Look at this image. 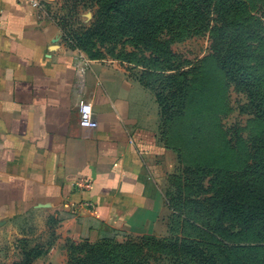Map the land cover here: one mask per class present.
<instances>
[{"label":"crops","instance_id":"obj_1","mask_svg":"<svg viewBox=\"0 0 264 264\" xmlns=\"http://www.w3.org/2000/svg\"><path fill=\"white\" fill-rule=\"evenodd\" d=\"M82 100L96 127L79 124ZM162 127L141 70L71 47L28 0H0V251L67 264L72 243L166 235L181 163Z\"/></svg>","mask_w":264,"mask_h":264},{"label":"rangeland","instance_id":"obj_2","mask_svg":"<svg viewBox=\"0 0 264 264\" xmlns=\"http://www.w3.org/2000/svg\"><path fill=\"white\" fill-rule=\"evenodd\" d=\"M42 1L71 47L125 58L159 85L175 74L173 90L160 93L185 105L175 104L162 127L181 163L167 186V234L72 243L69 264H264V206L221 211L214 203L229 187L249 203L264 201V0H128L118 12L106 10L112 0ZM224 59L238 76L225 73ZM0 252V264L22 258L18 248Z\"/></svg>","mask_w":264,"mask_h":264},{"label":"trees","instance_id":"obj_3","mask_svg":"<svg viewBox=\"0 0 264 264\" xmlns=\"http://www.w3.org/2000/svg\"><path fill=\"white\" fill-rule=\"evenodd\" d=\"M127 1L128 0H112L107 5L106 10L109 12H116V11L118 12L121 10L120 4L126 3ZM233 48H231V49H233ZM234 65H235V63L233 61H229L228 59H224V60L220 61V66L223 70H225L226 74L238 76L237 71L233 70V69H235ZM168 69H173V68H168ZM181 71H183V70H180V71L177 70L176 74L180 75V73H181L183 75V73ZM174 77H175V74L168 75L166 77L167 82L169 81L171 83L167 86L157 84L156 83V82H158L157 80H153V81L151 80L150 81V80H146V79L144 80L142 78L143 82L147 86L151 87L156 93L157 101H158L159 107H160V115H161L163 127H164V122H166V121H168V119L170 120L172 118L173 109H174L173 106L175 104H177V107H178L177 110H184V108H185V105L182 102L180 103L178 101L177 103H174V101H172V98L171 99L169 98L170 93H166L165 95L160 93V90L163 89L162 88L163 86L167 87L169 90L170 89L173 90L172 89L173 88V82L172 81H173ZM176 85L179 86L178 83H176ZM181 88L182 87H180V89ZM247 92H248L250 103L253 104L254 106H256V109L258 110V107H257V101H258L257 91L255 89L251 88L250 85H248ZM173 94H174V92L171 93L172 97H174ZM183 95H184V93L181 95V97H183ZM181 114H183V111H181ZM168 145H170V144H168ZM170 146H172V145H170ZM173 148L178 152V154H180V152H179L180 150L176 146H173ZM175 177L176 176L174 175L173 179H175ZM227 190L229 191V193L227 191H224L223 193H221V195H219V197L214 199V203L218 204L219 209L221 211L229 210V209H240L242 207H245L246 209H250V208H256L260 205L264 206V201L249 203L246 200H242L241 196L238 194V192L235 188L229 187ZM171 199H172L171 196L170 197L167 196V204H168V207L171 209L170 219L174 218V206L171 205ZM170 222L171 221H169V223ZM138 237H140L141 239H152V238H154V236H151V235H143V236H138ZM111 241H115V240L102 241L100 243H95V244H104V243H108ZM86 244H90V243H86ZM95 244H93V245H95ZM34 252H35L34 249L23 247L22 258L19 261L15 262L14 264H31ZM67 264H69V259L67 260Z\"/></svg>","mask_w":264,"mask_h":264},{"label":"built area","instance_id":"obj_4","mask_svg":"<svg viewBox=\"0 0 264 264\" xmlns=\"http://www.w3.org/2000/svg\"><path fill=\"white\" fill-rule=\"evenodd\" d=\"M32 6L43 9L44 3L42 0H28ZM79 124L83 127H96L97 121L93 117V109L90 102L80 101L79 103Z\"/></svg>","mask_w":264,"mask_h":264}]
</instances>
